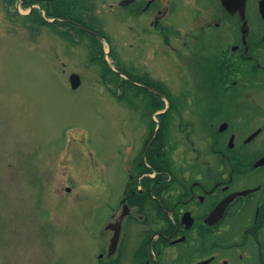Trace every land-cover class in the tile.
Segmentation results:
<instances>
[{
	"label": "flooded vegetation",
	"instance_id": "flooded-vegetation-1",
	"mask_svg": "<svg viewBox=\"0 0 264 264\" xmlns=\"http://www.w3.org/2000/svg\"><path fill=\"white\" fill-rule=\"evenodd\" d=\"M120 4L137 18L138 52L156 49L166 72L125 60L117 70L135 116L95 264H264V0L234 11L222 0ZM184 4L196 11L181 24ZM194 52L202 106L191 118L192 98L174 86L184 82L167 75Z\"/></svg>",
	"mask_w": 264,
	"mask_h": 264
},
{
	"label": "rangeland",
	"instance_id": "rangeland-1",
	"mask_svg": "<svg viewBox=\"0 0 264 264\" xmlns=\"http://www.w3.org/2000/svg\"><path fill=\"white\" fill-rule=\"evenodd\" d=\"M22 1L0 0V264H95L123 176L122 134L135 116L117 70L141 61L156 77L163 58L138 52L137 18L124 17L132 8L120 0ZM184 5L173 14L181 24L196 11ZM198 56L167 75L184 82L174 86L192 98L191 118L202 106Z\"/></svg>",
	"mask_w": 264,
	"mask_h": 264
},
{
	"label": "water",
	"instance_id": "water-1",
	"mask_svg": "<svg viewBox=\"0 0 264 264\" xmlns=\"http://www.w3.org/2000/svg\"><path fill=\"white\" fill-rule=\"evenodd\" d=\"M222 1L224 6L230 11H234L237 8L244 9L246 3V0H222ZM263 15H264V11H263ZM70 81L73 89H76L81 85V78L78 74H72L70 77Z\"/></svg>",
	"mask_w": 264,
	"mask_h": 264
},
{
	"label": "trees",
	"instance_id": "trees-1",
	"mask_svg": "<svg viewBox=\"0 0 264 264\" xmlns=\"http://www.w3.org/2000/svg\"><path fill=\"white\" fill-rule=\"evenodd\" d=\"M16 1H18V0H10V2L13 4L14 2H16ZM36 1H39V2H52L53 0H36ZM33 2H34V0H23L22 1V4H23V6H25V7H30V6H32L33 5ZM61 16H64V17H66V15L63 13V12H61V13H59ZM56 15V14H55ZM39 20L42 22V23H46L47 21L45 20V19H43L42 17H40L39 18ZM75 27H77L76 25H75Z\"/></svg>",
	"mask_w": 264,
	"mask_h": 264
}]
</instances>
